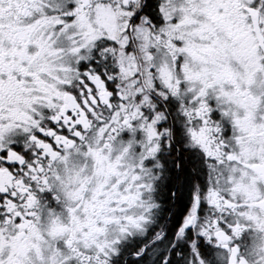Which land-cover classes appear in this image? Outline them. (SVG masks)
<instances>
[{"label": "snow or ice", "instance_id": "snow-or-ice-1", "mask_svg": "<svg viewBox=\"0 0 264 264\" xmlns=\"http://www.w3.org/2000/svg\"><path fill=\"white\" fill-rule=\"evenodd\" d=\"M0 264H264V0H0Z\"/></svg>", "mask_w": 264, "mask_h": 264}]
</instances>
